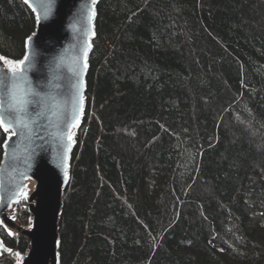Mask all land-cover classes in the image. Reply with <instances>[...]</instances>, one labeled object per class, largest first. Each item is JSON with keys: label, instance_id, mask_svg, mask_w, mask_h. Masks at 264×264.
I'll return each mask as SVG.
<instances>
[{"label": "trees", "instance_id": "trees-1", "mask_svg": "<svg viewBox=\"0 0 264 264\" xmlns=\"http://www.w3.org/2000/svg\"><path fill=\"white\" fill-rule=\"evenodd\" d=\"M97 13L61 264H264V0ZM35 29L23 0H0L2 55L21 59ZM0 235L16 264L27 240Z\"/></svg>", "mask_w": 264, "mask_h": 264}, {"label": "snow or ice", "instance_id": "snow-or-ice-1", "mask_svg": "<svg viewBox=\"0 0 264 264\" xmlns=\"http://www.w3.org/2000/svg\"><path fill=\"white\" fill-rule=\"evenodd\" d=\"M23 3L36 14V22L39 24L41 20L49 18L55 0H23ZM97 3L98 0H80L76 20L80 43L71 61L72 82L67 95L62 90V85L57 83L65 67L64 57L52 64V76L47 91L34 87L29 79L28 73L33 70L35 64V52L31 51L35 33L26 37V51L21 59L14 60L0 55V131L5 134L4 143L0 145L4 149L5 161V166L0 168V208L18 204L21 197L28 199L26 184L17 183L10 190H5L4 186L6 172L11 170L10 162L19 159L16 149L21 145L27 149L24 162L31 167L29 161L35 154L36 141L45 140L44 134L47 133L56 145L57 159L62 165H66L68 154L76 142L74 130L80 128L87 103V98L83 95L86 86L83 77L89 68V54L96 34L94 21L97 16ZM13 137L17 139L13 141ZM19 176L31 179L26 175V170L20 171ZM67 178L65 172V180ZM0 224H3L2 220ZM7 234L12 236L13 232L8 230ZM212 240H215V236ZM212 240L209 243H212ZM220 251L224 249L221 248ZM3 252L11 254L12 249L6 248L0 240V254ZM14 255L19 264L21 254L16 252Z\"/></svg>", "mask_w": 264, "mask_h": 264}, {"label": "water", "instance_id": "water-1", "mask_svg": "<svg viewBox=\"0 0 264 264\" xmlns=\"http://www.w3.org/2000/svg\"><path fill=\"white\" fill-rule=\"evenodd\" d=\"M101 1L98 0L96 11ZM79 9L80 0H55L49 18L41 20L39 24L36 22L35 36L31 44V51L35 52V64L28 76L33 86L41 91L48 90L52 76V64L59 62L60 58L64 57L63 63L65 67L61 72V79L57 83L62 85V90L67 95L72 82L71 61L80 43L79 26L76 24ZM34 15L36 17L35 13ZM97 16L94 21L95 33ZM96 36L97 34H95L92 43H94ZM93 49L94 44L92 51ZM92 51L89 54V68L83 77L86 85L83 95L86 98ZM0 55L2 54L0 53ZM5 70H7L6 67ZM85 116L86 106L80 128L84 124ZM78 130L74 131L77 132ZM44 135L45 140L36 141L35 154L29 161L31 167H28L24 162L27 149L21 145L16 149V155L19 159L10 162L11 170L7 171L4 177L5 190H10L17 183H23L28 186V211L30 214L28 226H24L18 217V206L24 200L22 197L18 204L0 208V220L3 221V224H0V228L3 229L7 236L8 230L13 232L12 236H8L9 238L22 235L27 240V249L25 252H19L21 254L19 264H61V221L65 209V195L72 179V155L77 141L75 136L76 142L72 147L71 153L68 154L69 158L66 161V165H62L57 159L55 143L51 141L47 133ZM16 139V137L12 138L13 141ZM39 145L44 146L39 147ZM4 166L3 154L0 168ZM24 170H26V175L30 176L31 179L19 176V172ZM65 172H67V180H65ZM0 240L5 245L1 235ZM5 247L7 248L6 245ZM3 253L0 254V257ZM14 257L17 264L18 258L15 255Z\"/></svg>", "mask_w": 264, "mask_h": 264}, {"label": "rangeland", "instance_id": "rangeland-1", "mask_svg": "<svg viewBox=\"0 0 264 264\" xmlns=\"http://www.w3.org/2000/svg\"><path fill=\"white\" fill-rule=\"evenodd\" d=\"M72 160H73V156H72ZM24 201H27L28 203H29V200L27 199V200H24ZM28 203L27 204H22V206H21V203L19 204V206H18V217H19V219H20V221H21V223L24 225V226H28L29 225V219H30V214L28 215V217L27 218H25L24 216L22 217L21 215L22 214H20V211H19V209L20 208H24V207H28ZM21 206V207H20Z\"/></svg>", "mask_w": 264, "mask_h": 264}]
</instances>
